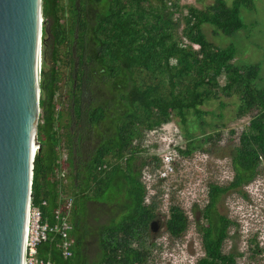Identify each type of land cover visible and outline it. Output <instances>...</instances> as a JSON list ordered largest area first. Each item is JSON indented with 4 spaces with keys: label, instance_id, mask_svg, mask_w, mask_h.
I'll return each mask as SVG.
<instances>
[{
    "label": "trees",
    "instance_id": "obj_1",
    "mask_svg": "<svg viewBox=\"0 0 264 264\" xmlns=\"http://www.w3.org/2000/svg\"><path fill=\"white\" fill-rule=\"evenodd\" d=\"M150 1L69 0L66 25L61 0H42L43 44L47 23H52L48 31L53 40L59 44L69 41L73 54L67 114L70 121L77 126L96 127L110 120L116 127L89 156L86 177L81 175L77 165L81 155L73 156L75 141L61 124L62 114L55 111L56 74H51L48 86L41 73L42 115L37 127L40 150L34 159L31 204L40 210L41 223L52 229L37 246L36 258L43 264H149V224L158 216V205L154 198L145 203L140 168L146 162L142 161L139 168L136 157L142 151L140 143L146 132L167 124L173 116L187 126L188 117L194 115L199 126H204L201 119L205 112L200 107L220 100V96H236V117L251 118L228 154L234 171L232 181L227 186L209 185L208 204L200 210V216L196 215L204 250L196 264H237L236 255L223 253L234 223L218 212L217 204L227 192L252 181L264 161V88L255 85L258 64L236 65L235 46L218 48L206 39L202 27L207 24L225 36L234 35L245 27L240 8L253 10L254 0H234L231 6L215 0L203 10L183 8L170 0H156L160 5L154 7ZM181 22L184 27L178 37ZM136 76L139 81L134 80ZM82 79L88 89L95 80L98 87L112 91L113 97L124 91L117 103L120 110H109L107 105L83 110L82 87L78 88ZM61 130L65 132L60 134ZM219 137V133L209 135L203 142L214 143ZM60 147L77 161L75 176L66 184ZM178 152L190 156L193 147L188 145ZM70 159L68 163L73 166ZM151 162L157 168L161 164L156 156L150 158ZM113 201H121L120 207L108 204ZM103 213H122V217L117 222L92 221L89 225L91 218ZM164 224L168 235L179 239L189 221L181 207L170 205ZM64 244L70 253L67 257ZM93 244L98 248L94 257L90 251Z\"/></svg>",
    "mask_w": 264,
    "mask_h": 264
},
{
    "label": "rangeland",
    "instance_id": "obj_2",
    "mask_svg": "<svg viewBox=\"0 0 264 264\" xmlns=\"http://www.w3.org/2000/svg\"><path fill=\"white\" fill-rule=\"evenodd\" d=\"M170 1L179 3L183 8L193 6L203 10L215 0ZM224 1L231 6L234 0ZM61 3L64 7L63 19L66 20V25H69L67 8L69 0H61ZM150 3L154 7L160 5V2L156 0H151ZM253 3V10L240 8L239 16L245 27L234 35L225 36L207 24L203 25L202 30L206 39L218 48H225L232 44L235 46L236 55L233 61L236 65L258 64L260 73L255 85L264 88V0H254ZM185 14L184 9L183 15ZM51 24L47 23V36L44 37L45 41L42 45L41 73L45 74L48 86L51 74L53 72L56 74L58 90L54 101L55 111L62 114L61 124L66 126L67 133L70 131L72 136H76L79 129L80 137L82 134V154L84 161L85 158L87 161L83 167V174L86 177L90 163L89 156L94 155L101 141L99 134L103 132V136L108 137L116 127L110 131V120L102 123L100 128H92L86 124L76 126V122L70 121L68 115L73 54L69 41L59 44L58 40H53L48 31ZM183 27L184 23L181 22L177 32L178 37L181 36ZM193 49L197 50L198 47L193 46ZM134 80L139 81V77L136 76ZM90 88L92 93L85 95L82 100L83 108L99 107L102 103L103 106H108L107 109L111 107L113 111L120 110L117 103L120 102L124 91L120 93L121 96L113 97L112 91L105 87H98L96 82H93ZM219 99L206 102L200 107L205 112L201 119L204 126H199V120L194 115L188 117L187 126L182 125L179 118L173 116L167 124L154 131L146 132L140 143L142 151L136 156L137 166L140 168V163L146 162V165L140 168V178L145 190L147 187L151 188L148 192L146 191L145 203L149 204L154 198L158 205L156 218L163 223L168 218L170 205L181 207L189 221L186 232L179 239L171 238L165 229L155 239L150 236L149 264H196L197 260L204 255L201 234L196 225V215L200 216V210L208 204L209 185L227 186L232 181L234 171L228 154L232 146L237 144L241 132L247 127L251 118V115L240 119L236 117L239 103L236 96L230 98L220 96ZM41 115L40 111L39 118ZM64 132L61 130L59 133ZM216 133H219L220 137L214 143L203 142L205 137ZM188 145L193 147L192 154L185 157L180 155L178 149L185 150ZM59 150L61 159L64 160V174L66 176L67 171L68 176L72 173V167L66 160L68 153L64 147H60ZM166 155L174 158L171 168L173 174L159 179L158 176L163 170H168L170 173V168L163 166L161 161ZM153 156L161 162L158 168L155 167V163H148ZM84 161L82 158L80 162L84 164ZM64 182L70 183V177ZM108 204L120 207L121 201ZM217 210L234 223L228 230V239L224 243L223 253L236 255L237 264H264V167L258 181L254 180L248 186L244 185L236 191H229L223 195L217 204ZM121 217L122 213L117 215L111 213L108 216L103 213L91 218L88 223L89 225H93L92 221L96 224H106L109 221L112 223L119 221ZM90 251L94 257L98 248L93 244L90 246Z\"/></svg>",
    "mask_w": 264,
    "mask_h": 264
},
{
    "label": "water",
    "instance_id": "obj_3",
    "mask_svg": "<svg viewBox=\"0 0 264 264\" xmlns=\"http://www.w3.org/2000/svg\"><path fill=\"white\" fill-rule=\"evenodd\" d=\"M42 28V0H0V264H24L33 145L40 150ZM164 229L158 218L149 224L153 239Z\"/></svg>",
    "mask_w": 264,
    "mask_h": 264
},
{
    "label": "built area",
    "instance_id": "obj_4",
    "mask_svg": "<svg viewBox=\"0 0 264 264\" xmlns=\"http://www.w3.org/2000/svg\"><path fill=\"white\" fill-rule=\"evenodd\" d=\"M39 150V147L36 149V153ZM163 163L170 168V173L168 170H163L160 174V178H166L169 175L173 174L171 168L173 166L174 158L171 155H166L162 158ZM151 188L147 187V191ZM44 204V203H43ZM59 218V216H58ZM63 229L67 228L65 221L62 222ZM52 231L47 224L41 223L40 210L32 206L31 202L28 208L27 216V229L25 236V258L24 264H43L41 261H38L36 258L37 255V246L45 241L48 237V234ZM65 237V235H64ZM64 256H69V251L66 250L67 244H64Z\"/></svg>",
    "mask_w": 264,
    "mask_h": 264
},
{
    "label": "flooded vegetation",
    "instance_id": "obj_5",
    "mask_svg": "<svg viewBox=\"0 0 264 264\" xmlns=\"http://www.w3.org/2000/svg\"><path fill=\"white\" fill-rule=\"evenodd\" d=\"M89 72V70H87L86 72H85V74L86 73H88ZM83 80V79H82ZM94 82H95V80H94ZM84 83V80L82 81V86H79L78 88L80 89L81 87H82V89H81V95H80V101L82 102V100L84 99V96L85 95H87V94H91L92 93V89L90 88V89H88L87 88V84H83ZM74 89L76 90L77 89V85H74ZM57 90H58V87L56 86V92H57ZM100 93H101V91H99ZM55 97H56V95H55ZM101 106H102V103H101ZM87 109V107H84L83 108V110H86ZM112 108L111 107H109V110H111ZM85 121V120H84ZM74 122V121H73ZM72 122V123H73ZM101 125V124H100ZM100 125H98V126H96L97 128H100ZM77 126V125H76ZM89 126H91V125H89ZM103 126V125H102ZM92 127V126H91ZM110 127H111V129H110V131H112V128L114 127V124L110 121ZM92 128H95V127H92ZM79 130V129H78ZM78 130H77V134H76V136L74 135L73 136V139H74V141H75V144H76V147H77V150H76V153H74V155L73 156H80L81 155V158H83V161H84V155L82 154L83 153V149H82V143H83V140H82V134H81V137H80V133L78 132ZM74 134V133H73ZM99 137H100V139H103V132L101 133V134H99ZM69 159H70V157H68V154H67V157H66V160L67 161H69ZM71 162L73 163V166H71L72 167V173H70L68 176H67V171H66V180H67V178L68 177H70V179L71 180H73V176H75V173H76V171H73V169L74 170H76V167H75V163L77 162L76 160H74V159H72V157H71ZM87 163V161H86V158H85V161H84V164H82L80 161H78L77 162V165H78V170H80V174L82 175V173H83V167H84V165Z\"/></svg>",
    "mask_w": 264,
    "mask_h": 264
},
{
    "label": "clouds",
    "instance_id": "obj_6",
    "mask_svg": "<svg viewBox=\"0 0 264 264\" xmlns=\"http://www.w3.org/2000/svg\"><path fill=\"white\" fill-rule=\"evenodd\" d=\"M161 161H162V159H161ZM163 162V161H162ZM173 164H174V162H173ZM165 164L163 163V166H164ZM262 167H264V161L261 163V165H260V167H259V169H258V173L255 175V177H254V179L252 180V181H250L248 184H246L245 186H248L251 182H253L254 180H256V181H258V179H259V176H260V174H261V171H262ZM158 178L159 179H164V178H160V174H159V176H158ZM145 191H147V190H145ZM148 192V191H147ZM257 233V232H256Z\"/></svg>",
    "mask_w": 264,
    "mask_h": 264
},
{
    "label": "bare ground",
    "instance_id": "obj_7",
    "mask_svg": "<svg viewBox=\"0 0 264 264\" xmlns=\"http://www.w3.org/2000/svg\"><path fill=\"white\" fill-rule=\"evenodd\" d=\"M37 148H38V146L33 145L32 149H33L34 153H35V150H36Z\"/></svg>",
    "mask_w": 264,
    "mask_h": 264
}]
</instances>
